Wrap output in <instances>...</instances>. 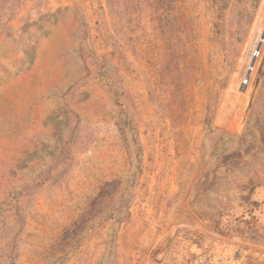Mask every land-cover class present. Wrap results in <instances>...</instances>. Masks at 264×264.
<instances>
[{"label": "rangeland", "instance_id": "rangeland-1", "mask_svg": "<svg viewBox=\"0 0 264 264\" xmlns=\"http://www.w3.org/2000/svg\"><path fill=\"white\" fill-rule=\"evenodd\" d=\"M264 0H0V264H264Z\"/></svg>", "mask_w": 264, "mask_h": 264}, {"label": "built area", "instance_id": "built-area-1", "mask_svg": "<svg viewBox=\"0 0 264 264\" xmlns=\"http://www.w3.org/2000/svg\"><path fill=\"white\" fill-rule=\"evenodd\" d=\"M264 46V33L262 32L254 41L248 60L246 62L242 75L241 85L248 86L251 82L252 75L256 69L257 63L262 56Z\"/></svg>", "mask_w": 264, "mask_h": 264}, {"label": "crops", "instance_id": "crops-1", "mask_svg": "<svg viewBox=\"0 0 264 264\" xmlns=\"http://www.w3.org/2000/svg\"><path fill=\"white\" fill-rule=\"evenodd\" d=\"M255 197L259 200L264 198V187H259L255 190Z\"/></svg>", "mask_w": 264, "mask_h": 264}]
</instances>
